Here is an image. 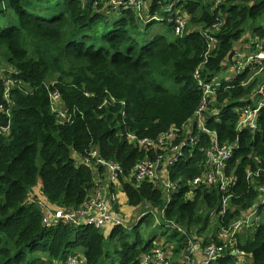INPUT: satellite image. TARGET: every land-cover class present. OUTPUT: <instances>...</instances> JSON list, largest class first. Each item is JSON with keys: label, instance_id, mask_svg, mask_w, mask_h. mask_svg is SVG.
Listing matches in <instances>:
<instances>
[{"label": "trees", "instance_id": "1", "mask_svg": "<svg viewBox=\"0 0 264 264\" xmlns=\"http://www.w3.org/2000/svg\"><path fill=\"white\" fill-rule=\"evenodd\" d=\"M111 1L0 0V61L17 70L11 75L22 82L11 90L10 116L0 113V264H67L76 252L84 254V264H139L153 247V229L160 227L154 226L155 213L163 210L160 225L171 232L168 238L178 258L185 255L194 230L205 237L200 239L205 245L216 236L204 230L217 218L219 225L228 226L260 205L264 107L256 130L237 129L240 109L264 81L250 66L235 80L215 87L205 111L206 128L220 143L234 145L224 169L235 179L228 192L231 208L221 213L218 182L197 181L209 172V132L195 131L199 144L185 147L183 157L170 166L168 177L177 188L170 199L159 185L137 181L134 171L140 162L156 160L162 153L139 145V140L157 139L195 117L204 96L197 72L202 80L214 81L248 31L254 35L250 43L259 50L264 42V0H176L174 12L167 11L171 0H143V8H115ZM44 2L59 6L57 14L49 17ZM171 13L188 20L184 33L178 34L177 23L167 20ZM156 15L163 26L153 31L159 23L152 19ZM217 21L222 25L215 29ZM98 23L109 31L89 34ZM5 89L0 78V103ZM51 91L61 94L72 114L70 122H60L51 111ZM2 126H10V132L3 133ZM93 150L98 158L122 166L117 183L129 204L144 212L150 209L138 224L112 228L109 237L92 225H47L42 208L31 199L41 183L49 203L82 206L97 187L96 176L106 173L97 159L77 162L76 156L86 159ZM110 186L115 191V184ZM260 209L263 219L238 244L250 253L249 264H264V204ZM170 222L187 234L168 226ZM149 226L151 235L145 239L141 230ZM237 263L238 257L228 252L215 264Z\"/></svg>", "mask_w": 264, "mask_h": 264}, {"label": "built area", "instance_id": "2", "mask_svg": "<svg viewBox=\"0 0 264 264\" xmlns=\"http://www.w3.org/2000/svg\"><path fill=\"white\" fill-rule=\"evenodd\" d=\"M223 0H217V3H221ZM115 8L121 7L123 4L129 6H135L143 8L145 4L143 0H112ZM174 4L167 6L168 12H174ZM152 19H158L157 16H153ZM170 22H176V32L182 34L185 31L184 16L170 14L167 18ZM222 25V21H217L214 25L215 29H218ZM209 39L213 40L212 36ZM211 47V45H209ZM256 68L257 72L264 70V42L259 46V50L253 55L246 58V62L238 70L240 73L247 67ZM11 74H17L18 71L11 69ZM10 75V78L4 80L6 89L4 92V102L0 103V113L3 112L7 116H10L9 105L11 104V90L15 85H21V81ZM195 77L199 80V83L204 90V96L202 104L197 110L193 120L191 119L187 124H184L181 128H174L162 135L157 139H142L139 140V145L145 147L160 148L162 153L156 160H145L140 162L134 171L136 180L141 182L147 180L153 182L160 187H164L166 190L167 199H170V194L177 190L176 184H172L168 175L169 168L174 165L179 158L183 157V150L185 147L194 146L199 144L200 138L195 135V131L209 132L213 135V142L206 151L207 160L206 166L209 172L205 173L197 181L213 184L218 182V186L223 194V206L221 213L224 214L229 207L228 195L229 187L234 182L232 176L226 175L224 172L228 161L233 155L234 145L222 144L219 142L216 133L211 132L206 128L205 111L209 104L208 96L214 93L215 87L221 83L212 81H204L201 79L199 72ZM23 86V85H22ZM50 108L59 118L60 122H70L72 114H70L65 105L63 104L61 94L58 91H51L49 94ZM248 104L240 109L241 119L238 123L237 129L239 132L244 130H256L258 128L257 119L259 111L264 107V86H261L255 93L251 94L248 99ZM61 104V107L58 104ZM1 131L5 134L10 132V126H2ZM132 139L135 136L130 135ZM192 150V148L190 147ZM91 159H97V162L106 169V174L109 179V183L116 184L118 177L123 173L122 166L116 162L107 161L98 158V152L93 150L89 157L83 159V163H90ZM260 171V170H259ZM98 177V176H97ZM109 185V187H110ZM97 185V189L90 196V198L78 208L57 207L52 210L51 208H43V219L45 224L51 225L55 223L71 224L73 226L92 225L96 228H105L111 225L112 228L116 226L128 225L124 216L119 212V208L116 205L117 197L115 194L111 195V198H107L105 189ZM258 204H264V192L262 198ZM260 205L249 210L240 219H233L228 226L219 225V238H215L211 243L202 245L201 240L192 237L189 238L185 255L182 258V264H197L196 252H203V259L200 264H215L219 259L223 258L228 252H231L234 256L238 257L237 264H249L246 261L247 258H251L250 253L241 250L238 246V237L244 229L255 228L262 220ZM164 216V210L162 212ZM160 225V221L157 222ZM174 229H177L182 234H187L183 227L177 226V224L170 222L168 225ZM67 264H84V260L78 253L71 254L67 260ZM139 264H173L171 255L167 250L161 246H155L148 252L144 253Z\"/></svg>", "mask_w": 264, "mask_h": 264}, {"label": "crops", "instance_id": "3", "mask_svg": "<svg viewBox=\"0 0 264 264\" xmlns=\"http://www.w3.org/2000/svg\"><path fill=\"white\" fill-rule=\"evenodd\" d=\"M254 39V35H252L249 31L247 32V34L245 35V37L243 38V40L241 42H239L234 50V58L232 59H229L225 62L223 68L221 69V71L216 75V77L214 78V81L215 82H218V83H223V82H228V81H232V80H235L238 76H239V68L241 66H243V64L246 62V58L248 56H251L253 55L255 52H256V48L254 49L253 47V44H251L250 42ZM258 42V39L255 40V43ZM261 42L259 41L258 45L260 44ZM259 72H257L255 74V76L257 77V79L259 80H262L264 79V73L261 74L260 76H257ZM261 86H264V81L262 83V85L258 86V89L261 87ZM76 160L78 163H81L83 161V158L80 157V156H76ZM108 177V176H106ZM104 178H102L103 180ZM98 180H101V178L97 177V185H99V181ZM109 180V179H108ZM41 183H39L40 185ZM110 183L108 182L107 184V188L105 190V194L107 196V198H111V195L112 194H115L116 197L118 198L117 201H116V205L117 207L119 208L118 204H120V208L121 210L125 213V211H127L128 209L131 211H134V208L133 206H131L128 202V198H127V195L126 193L121 189V187L119 186V184H115V191H112L111 190V186L109 187ZM41 188H42V184H41ZM45 200L48 202L47 198L44 196ZM50 205H52L53 207L57 208L59 207L58 205L56 204H52V203H49ZM139 209V208H138ZM136 209L138 212H140V215H144V213L146 212H143L141 209ZM160 216L163 217V214L162 212L159 213ZM125 215L127 216V214L125 213ZM263 216V215H262ZM129 217V216H128ZM142 219V218H141ZM140 219V220H141ZM263 219V218H262ZM130 222H131V219H128ZM139 220V221H140ZM138 221V222H139ZM136 222V221H134ZM137 223H134L135 224H138ZM159 225V224H158ZM161 229L162 230V227H156L153 229V233H155V240L158 239V240H162L165 238V242H161V241H158L159 244L161 246H163L167 252L172 255L173 259V264L177 263V262H182V254L180 256V258H177L174 253H173V248H174V241H169V238L171 236V233H168V231L165 229V230H162V234H157V231ZM254 230L255 228L253 229H244L241 234L239 235L240 236V240H244V239H247L248 237H250L253 233H254ZM104 232L106 233V231L104 230ZM218 232H219V221L216 220L212 226V228H209L208 230H204V234L205 233H209V235L211 237L214 236L215 234V238H219L218 236ZM253 232V233H252ZM161 233V232H160ZM250 233H252L251 235H249ZM164 237V238H161V237ZM159 237V238H158ZM155 240H154V243H155ZM213 241V240H212ZM165 245V246H164ZM78 253L79 255L80 252H76ZM83 260H84V263L86 262V259H85V256L82 254L81 255ZM196 259H197V264H200L202 262V259H203V252L201 251H197L196 252ZM246 261L248 262H251L252 259L251 258H247Z\"/></svg>", "mask_w": 264, "mask_h": 264}, {"label": "rangeland", "instance_id": "4", "mask_svg": "<svg viewBox=\"0 0 264 264\" xmlns=\"http://www.w3.org/2000/svg\"><path fill=\"white\" fill-rule=\"evenodd\" d=\"M171 4H174V7L175 6H178L177 4H176V0H171V2H170ZM46 5H47V3L46 2H44L43 3V6L44 7H46ZM48 7H50L49 8V12H48V16L49 17H53L55 14H57V12H58V7L59 6H54V3H51V4H49V5H47ZM31 8V7H30ZM119 8V7H118ZM177 8V7H176ZM157 16V18L158 19H156V20H162V17L160 16V15H156ZM117 18H119V16H116L115 18H113V17H111L110 18V20H109V22H110V25H112L113 24V22H114V20L116 19V20H118ZM187 22H188V20L186 19V20H184V23H185V30L186 29H188L189 27V25H187ZM162 24L160 23V21H159V23L158 24H155V27H153V31H158L159 30V28H162ZM89 31H88V33L89 34H96V35H99V36H101L102 35V33L104 32V30L105 31H109V30H107V29H104V25L102 24V23H98V25L97 26H95L93 29H88ZM95 41L96 42H99L100 41V38H97V39H95ZM0 57H1V54H0ZM10 70H11V68H9V66L7 65V64H5L3 61H0V78L1 79H3V80H6V79H8V78H10V75H11V72H10ZM264 73V70L263 71H261L260 73H258V75L257 76H260L261 74H263ZM58 106H60L61 107V104L59 103L58 104ZM52 111V110H51ZM104 176H107V174L105 173V174H103V175H101V176H98L99 178H101V180H98L99 181V186H101V187H103L105 190H106V188H107V184H108V182H109V180H108V177H104ZM96 178H97V176H96ZM102 178H104L103 180H102ZM118 183H116V185H117ZM98 186V187H99ZM162 189H164L165 190V188L162 186L161 187ZM96 189H97V187H96ZM95 189V190H96ZM95 190H94V192H95ZM93 192V193H94ZM165 192H166V190H165ZM92 193V194H93ZM91 194V195H92ZM31 199L35 202V203H37L38 205H39V207H41V206H43V208H51L52 210H54V209H56L55 207H53L52 205H50L49 203H47V201L45 200V198H44V195H43V192H42V188H41V184L39 185V183H38V185L34 188V190L32 191V193H31ZM118 199V198H117ZM118 206H119V212H121V214L124 216V218H125V220H126V222L128 223V225L129 226H127L126 228H130V226L132 227L133 225H134V223H137L141 218H142V216L143 215H140V212H138L137 210H135V208H134V211H130L129 209L127 210V211H125V213L127 214V216L125 215V213L121 210V208H120V204H118ZM229 208H231V206L229 205V207H228V209ZM139 210V209H138ZM142 210V209H141ZM144 210L145 209H143L142 211L144 212ZM147 211H150V209L149 208H147L146 209V212ZM129 216V217H128ZM155 220H156V223L154 224V226H158V224H157V222L158 221H160V214H157V213H155ZM242 216H237L236 217V219L235 220H238V219H240ZM219 218H220V216H219ZM128 219H131V222L128 220ZM217 220H218V218H217ZM134 221H136V222H134ZM220 221V220H219ZM154 223V222H153ZM160 227H162V230H165V226L163 225H159ZM147 229H142L141 231L143 232V237L145 238V239H147L150 235H151V231H152V226H149V227H146ZM212 228V227H211ZM101 229H103V230H105L106 231V236L107 237H109L110 235H111V231H112V227H111V225H108V226H106L105 228H101ZM162 230L161 229H159L158 231H157V234H162ZM161 232V233H160ZM194 233V236L193 237H196V238H198V239H202V238H205L204 236H202V235H199L198 233H196L195 232V230L193 231ZM169 233H171V232H169ZM253 233V232H252ZM252 233H250L249 235H251ZM159 237H161V236H159ZM158 237V238H159ZM161 238H164V237H161ZM158 241H163V242H165V238L164 239H162V240H158V239H156L155 240V243H153V247L152 248H154L155 246H158V245H160L159 244V242ZM189 241V240H188ZM188 241H187V243H188ZM243 240H240V236L238 237V243H241ZM212 241H209L207 244H209V243H211ZM207 244H205V245H207ZM151 248V249H152ZM150 249V250H151ZM111 252H112V249H111ZM80 254L82 255L83 253L82 252H80ZM112 254V253H111ZM182 254V253H181ZM181 254H179V256H178V258H180V256H181ZM84 255V254H83ZM171 258L173 259V257H172V255H171ZM113 259H115V256L113 257Z\"/></svg>", "mask_w": 264, "mask_h": 264}, {"label": "bare ground", "instance_id": "5", "mask_svg": "<svg viewBox=\"0 0 264 264\" xmlns=\"http://www.w3.org/2000/svg\"><path fill=\"white\" fill-rule=\"evenodd\" d=\"M121 103V102H120ZM259 115V114H258ZM258 120V119H257ZM235 142V141H234ZM193 148H194V146H193Z\"/></svg>", "mask_w": 264, "mask_h": 264}, {"label": "clouds", "instance_id": "6", "mask_svg": "<svg viewBox=\"0 0 264 264\" xmlns=\"http://www.w3.org/2000/svg\"><path fill=\"white\" fill-rule=\"evenodd\" d=\"M221 84H222V83H221ZM261 215H263L262 212H261Z\"/></svg>", "mask_w": 264, "mask_h": 264}]
</instances>
